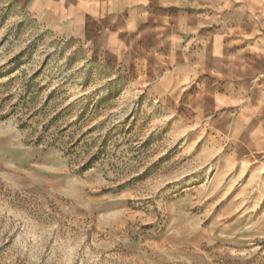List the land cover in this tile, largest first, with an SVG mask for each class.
<instances>
[{
    "label": "rangeland",
    "instance_id": "374dc122",
    "mask_svg": "<svg viewBox=\"0 0 264 264\" xmlns=\"http://www.w3.org/2000/svg\"><path fill=\"white\" fill-rule=\"evenodd\" d=\"M100 59L0 0V264H264V143Z\"/></svg>",
    "mask_w": 264,
    "mask_h": 264
},
{
    "label": "crops",
    "instance_id": "0c3cea01",
    "mask_svg": "<svg viewBox=\"0 0 264 264\" xmlns=\"http://www.w3.org/2000/svg\"><path fill=\"white\" fill-rule=\"evenodd\" d=\"M14 2L118 66L122 77L173 99L213 94L210 126L231 141L264 143V0ZM90 23L98 25L95 39ZM147 38L152 43L145 47Z\"/></svg>",
    "mask_w": 264,
    "mask_h": 264
},
{
    "label": "snow or ice",
    "instance_id": "6c2138e0",
    "mask_svg": "<svg viewBox=\"0 0 264 264\" xmlns=\"http://www.w3.org/2000/svg\"><path fill=\"white\" fill-rule=\"evenodd\" d=\"M102 26V25H100ZM98 27V25H96L95 23H90L87 27V32L91 33L92 34V38L95 39V30L96 28ZM142 43L145 45V47H148L151 45L152 41H151V38H147L145 39L144 41H142ZM261 71H264V67L261 68ZM211 84V82H209ZM245 85L247 84V81L244 82ZM261 83L264 84V80H261ZM193 92H195V89L193 88ZM191 104H195L196 101L193 100L190 102ZM207 106L210 107V102H207ZM167 107H170V108H174L175 109V106L172 104V101L169 100L168 101V104H167ZM176 112H177V115L174 119L175 120H183V121H188L190 119V116H191V113L190 111H187L183 106H181L180 108L178 109H175ZM218 127H222V125H217ZM210 135V134H209ZM243 140V138H241ZM205 140H207V135L205 136ZM231 146V145H230ZM229 146V147H230ZM238 147H241V150L242 149V146L238 145Z\"/></svg>",
    "mask_w": 264,
    "mask_h": 264
}]
</instances>
